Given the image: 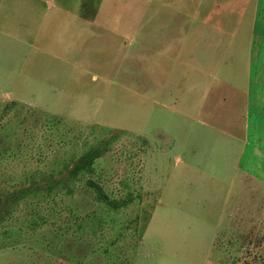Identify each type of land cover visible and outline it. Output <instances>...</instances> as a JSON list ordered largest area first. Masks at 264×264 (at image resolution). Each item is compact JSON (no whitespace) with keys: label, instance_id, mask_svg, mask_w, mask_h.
<instances>
[{"label":"rangeland","instance_id":"1","mask_svg":"<svg viewBox=\"0 0 264 264\" xmlns=\"http://www.w3.org/2000/svg\"><path fill=\"white\" fill-rule=\"evenodd\" d=\"M97 1V35L80 44L79 53L66 54L58 46L61 55L25 49L19 59L0 60L1 69L11 73L1 72L0 147L19 155L0 162V188H9L24 170H59L91 146L108 149L94 171L73 184V195L57 197L62 212L43 211L51 222L23 239L22 246L1 249L0 264H264V0H259L254 41L245 51L246 132L238 120L193 121L147 104L140 78L166 63L158 60L163 43L156 29L163 28L156 26V12L144 18L149 20L144 36L154 32L150 41L141 43L139 35L132 42L124 0ZM230 1L170 0L186 6L189 15L182 19L186 26L176 28L177 54L195 57L197 64L237 63L241 45L236 40L217 42L209 31L205 44L193 41L185 47L178 39L201 25L209 11L216 20L215 10ZM232 20L229 27L236 17ZM235 28L232 33L239 32ZM183 68L176 61L177 73ZM11 101L19 105L7 111ZM228 132L248 135L244 176L233 181L226 171L241 143ZM88 178L110 197L130 203L109 211L86 186ZM24 215L20 210L18 216Z\"/></svg>","mask_w":264,"mask_h":264},{"label":"crops","instance_id":"2","mask_svg":"<svg viewBox=\"0 0 264 264\" xmlns=\"http://www.w3.org/2000/svg\"><path fill=\"white\" fill-rule=\"evenodd\" d=\"M170 3V0H124V10L131 15L129 23H124L132 32L128 36L129 41H136L139 35L141 43L144 38L150 41L149 36H153L154 32L146 36L142 33L143 25H147L149 21L144 18L150 10L156 12V26L163 28L156 29V37L157 41L163 43L159 49L158 60L162 62L166 59V63L165 66L160 64L156 71L149 68L146 75L140 78L141 96L153 107L169 110L171 115L181 112V115L193 121H197V118L203 122L223 118L238 120L241 123L240 131L246 132L247 127L244 124L242 126V122L248 117L250 95L246 83V75L249 73L245 69L249 52L246 54L245 51H250L248 45L255 38V28L259 21V0L227 2L225 6L215 10L216 20L212 19V12L209 11L202 15L201 25L185 30L178 38L185 47L193 41L205 44L204 36H207L208 31L215 33L217 38L214 37V40L217 42L228 43L236 40V44L241 45L239 51L242 52L238 51L237 63L231 66H224L220 59L210 65L197 64L195 57L185 59L177 54L174 46L177 41L176 28L186 26L187 22L182 19L189 15L186 13V6ZM239 3H242L240 8ZM99 11L97 0H0V60L19 59V52L25 49L28 53L30 50H37L49 56L61 55L62 51L57 52L58 46L66 54H77L80 52V44L90 37H96L95 31L99 29L96 13ZM232 14L236 17V23L229 27L234 18ZM233 26L235 29L239 28V32L232 33ZM244 30L246 37L243 36ZM69 38L75 42L69 44ZM210 39L212 40V35ZM242 44L246 45L245 49ZM176 61L185 66L180 71L181 74L175 69ZM1 68L0 64V79L3 78L1 72H5L4 77L11 75L7 69ZM178 75L181 77L180 81L176 78ZM152 97L155 98L153 104L148 101ZM241 132L226 134L241 143L240 151L231 153L235 159L231 162L233 166L226 171L232 175V181L237 180L238 175L244 176L242 159L248 135ZM228 166L229 163L226 167Z\"/></svg>","mask_w":264,"mask_h":264},{"label":"trees","instance_id":"3","mask_svg":"<svg viewBox=\"0 0 264 264\" xmlns=\"http://www.w3.org/2000/svg\"><path fill=\"white\" fill-rule=\"evenodd\" d=\"M11 105H19V102L11 101L5 105L7 111ZM106 151H108L106 146H91L80 155L63 163L59 170L41 168L24 170L20 173L18 182L10 183L9 188L2 186L0 188V250L22 246L23 239L50 223V214H44L43 211L61 213L63 209L59 206L57 197L73 195L75 192L73 184L92 173L95 161ZM6 157L16 158L19 155L0 147V162ZM85 184L92 191L95 199L109 211L118 212L130 203L128 198L110 197L102 185L92 178H88ZM20 210H25V215L22 217L18 216Z\"/></svg>","mask_w":264,"mask_h":264}]
</instances>
